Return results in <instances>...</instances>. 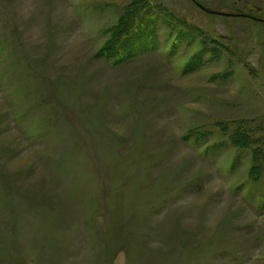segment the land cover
Returning <instances> with one entry per match:
<instances>
[{
    "label": "rangeland",
    "instance_id": "obj_1",
    "mask_svg": "<svg viewBox=\"0 0 264 264\" xmlns=\"http://www.w3.org/2000/svg\"><path fill=\"white\" fill-rule=\"evenodd\" d=\"M197 1L264 19V0ZM143 5L146 45L118 50ZM256 149L263 166L264 22L0 0V264H264Z\"/></svg>",
    "mask_w": 264,
    "mask_h": 264
},
{
    "label": "trees",
    "instance_id": "obj_2",
    "mask_svg": "<svg viewBox=\"0 0 264 264\" xmlns=\"http://www.w3.org/2000/svg\"><path fill=\"white\" fill-rule=\"evenodd\" d=\"M157 10L154 9V12L152 11L149 6L146 5L141 6L138 13L134 16H132L130 19L127 20L129 25H131L129 28H127L123 34H128L126 40L131 39V41H122L120 47L125 50V52L133 51L129 48L128 44L130 42H134L136 40H139V46H145L146 45V37L148 34V27L154 26V24L159 21L160 17L156 14ZM152 15V16H151ZM126 43V44H125ZM113 54L116 53L115 49L112 50ZM134 52V51H133ZM232 141L235 145V147H238L240 149H247L246 142L247 140L244 137L237 138L232 137ZM231 141V142H232ZM253 162L256 164L255 168L252 169V173L256 174L255 180H258L259 177H261V174L264 170V165L260 164L263 159V157L260 155V149H256L254 152H252Z\"/></svg>",
    "mask_w": 264,
    "mask_h": 264
},
{
    "label": "water",
    "instance_id": "obj_3",
    "mask_svg": "<svg viewBox=\"0 0 264 264\" xmlns=\"http://www.w3.org/2000/svg\"><path fill=\"white\" fill-rule=\"evenodd\" d=\"M191 1H193L196 4V6H198L200 9H202L203 11H205L208 14H214V15L226 16V17H245V18H251V19H253L255 21L264 22V19L261 20V19L253 18L252 16L246 15V14H236V15H234V14H227V13L209 11L208 9L204 8L200 3H198L197 0H191Z\"/></svg>",
    "mask_w": 264,
    "mask_h": 264
}]
</instances>
